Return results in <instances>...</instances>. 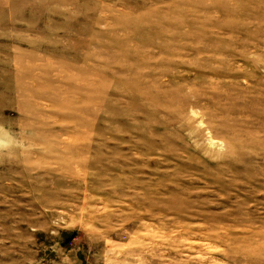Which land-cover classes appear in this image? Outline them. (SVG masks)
I'll use <instances>...</instances> for the list:
<instances>
[{
  "label": "rangeland",
  "instance_id": "1",
  "mask_svg": "<svg viewBox=\"0 0 264 264\" xmlns=\"http://www.w3.org/2000/svg\"><path fill=\"white\" fill-rule=\"evenodd\" d=\"M0 264H264V0H0Z\"/></svg>",
  "mask_w": 264,
  "mask_h": 264
},
{
  "label": "clouds",
  "instance_id": "2",
  "mask_svg": "<svg viewBox=\"0 0 264 264\" xmlns=\"http://www.w3.org/2000/svg\"><path fill=\"white\" fill-rule=\"evenodd\" d=\"M30 144L21 134L4 123H0V154L13 156L18 152L30 151Z\"/></svg>",
  "mask_w": 264,
  "mask_h": 264
}]
</instances>
